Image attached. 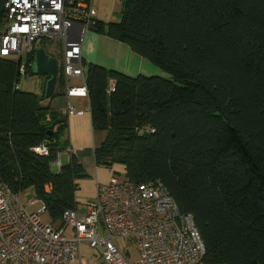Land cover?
Wrapping results in <instances>:
<instances>
[{
  "label": "trees",
  "instance_id": "trees-1",
  "mask_svg": "<svg viewBox=\"0 0 264 264\" xmlns=\"http://www.w3.org/2000/svg\"><path fill=\"white\" fill-rule=\"evenodd\" d=\"M119 16L91 30L166 76L82 61L92 127L103 134L95 165L123 166L134 184L160 180L192 216L204 264H264V0H122ZM19 77L0 58V186L32 190L61 227L87 174L74 154L52 170L68 149L66 120L50 130L59 118L44 92L18 90ZM42 145L47 155L31 152Z\"/></svg>",
  "mask_w": 264,
  "mask_h": 264
},
{
  "label": "built area",
  "instance_id": "built-area-1",
  "mask_svg": "<svg viewBox=\"0 0 264 264\" xmlns=\"http://www.w3.org/2000/svg\"><path fill=\"white\" fill-rule=\"evenodd\" d=\"M97 22L92 0H7L0 16V58L16 64L19 76H26L33 66L35 42L59 43L55 52L62 57L65 95L87 99L81 50L84 35ZM74 80L81 85H73ZM113 91L114 83L109 81L106 92ZM67 113L84 112L68 103ZM31 152L45 156L47 148L42 145ZM67 152L74 154L71 149ZM60 166L58 155L55 172ZM21 195L0 186V264H131L126 240L138 247L136 264H204L205 250L192 216L178 209L160 180L134 184L125 174H114L99 185L88 213L66 211L61 227L43 221V206L28 212ZM67 229L73 238H67ZM83 244L97 250L95 262L81 256Z\"/></svg>",
  "mask_w": 264,
  "mask_h": 264
},
{
  "label": "crops",
  "instance_id": "crops-1",
  "mask_svg": "<svg viewBox=\"0 0 264 264\" xmlns=\"http://www.w3.org/2000/svg\"><path fill=\"white\" fill-rule=\"evenodd\" d=\"M81 55L82 60L87 64H94L106 70L116 71L129 77H137L140 75L166 76L147 60L134 54L127 45L92 30L86 32L84 35ZM72 83L75 86L81 85L79 80H74ZM43 92L44 89L41 94ZM54 93L56 95L50 99H45L42 105L48 107L59 119L65 118L67 130L64 138L67 148L74 152V156L78 158L85 172L87 173L88 171L90 175L89 180L76 182V204L83 203L87 200L93 203L99 185L106 184L114 174H125V169L120 165H115L111 169L100 168L95 165L93 150L101 144L103 134L101 135L93 130L90 112L86 111L88 107L87 99H67L64 87L62 88L57 82ZM68 103L76 110L83 111L84 113L80 116L68 115ZM64 152L69 156V160L64 163L67 164L72 154L67 151ZM60 163L62 165L61 157ZM52 170L55 171L54 166Z\"/></svg>",
  "mask_w": 264,
  "mask_h": 264
},
{
  "label": "rangeland",
  "instance_id": "rangeland-1",
  "mask_svg": "<svg viewBox=\"0 0 264 264\" xmlns=\"http://www.w3.org/2000/svg\"><path fill=\"white\" fill-rule=\"evenodd\" d=\"M93 6L97 10V19L102 23L108 22H118L120 19V11L122 0H92ZM36 48H42L48 55L52 56L56 59L58 64V75L62 77V57L61 54L55 52V49L60 46L59 43L50 42L47 40H37L34 44ZM46 84V79L43 76H36L34 73H30L28 76H20L18 79V83L16 85L17 89L22 92H30L34 94H41ZM74 84V83H73ZM102 135L101 132H98ZM62 165L69 160V156L66 152L60 153ZM115 166V165H114ZM119 166V165H117ZM112 168V167H111ZM110 168V169H111ZM87 177L82 178L78 181H87L90 178V175L87 171ZM34 193L32 190H27L25 193L21 195V203L27 209L28 212H37L42 207V204L38 201H35L34 206H29V201H34ZM92 204V201H85L83 203L76 204V213L78 215H86L88 213L89 206ZM41 218L43 221L47 222V218L45 214H41ZM65 235L67 238H73L71 231L69 229L66 230ZM82 253L81 256L84 260H88L89 257L92 258L90 263L95 262L97 259V250L91 249L86 244L81 246ZM125 254L129 257V262L131 264H136L140 259V253L137 245L132 240H126L125 242ZM72 264H79L78 262Z\"/></svg>",
  "mask_w": 264,
  "mask_h": 264
},
{
  "label": "water",
  "instance_id": "water-1",
  "mask_svg": "<svg viewBox=\"0 0 264 264\" xmlns=\"http://www.w3.org/2000/svg\"><path fill=\"white\" fill-rule=\"evenodd\" d=\"M7 0H0V16L3 12ZM33 73L36 76H43L46 79L44 87V98L50 99L54 94L58 78V64L55 58L48 55L42 48H36L33 60ZM64 122V118L55 120L50 126V130Z\"/></svg>",
  "mask_w": 264,
  "mask_h": 264
}]
</instances>
